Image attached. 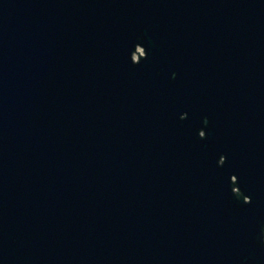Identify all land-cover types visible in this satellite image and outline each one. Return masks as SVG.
I'll return each mask as SVG.
<instances>
[{
  "label": "water",
  "instance_id": "water-1",
  "mask_svg": "<svg viewBox=\"0 0 264 264\" xmlns=\"http://www.w3.org/2000/svg\"><path fill=\"white\" fill-rule=\"evenodd\" d=\"M0 264H264V0H0Z\"/></svg>",
  "mask_w": 264,
  "mask_h": 264
},
{
  "label": "rangeland",
  "instance_id": "rangeland-1",
  "mask_svg": "<svg viewBox=\"0 0 264 264\" xmlns=\"http://www.w3.org/2000/svg\"><path fill=\"white\" fill-rule=\"evenodd\" d=\"M140 52H142V51H141V49L138 48V49H137V52H136L135 55H134V57L136 58L137 55L140 54Z\"/></svg>",
  "mask_w": 264,
  "mask_h": 264
}]
</instances>
